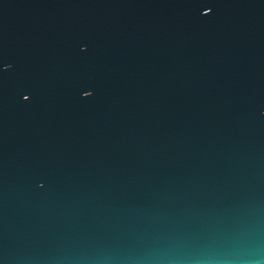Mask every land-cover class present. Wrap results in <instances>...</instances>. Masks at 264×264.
I'll use <instances>...</instances> for the list:
<instances>
[{"label":"water","instance_id":"95a60500","mask_svg":"<svg viewBox=\"0 0 264 264\" xmlns=\"http://www.w3.org/2000/svg\"><path fill=\"white\" fill-rule=\"evenodd\" d=\"M0 264H264V0H0Z\"/></svg>","mask_w":264,"mask_h":264}]
</instances>
